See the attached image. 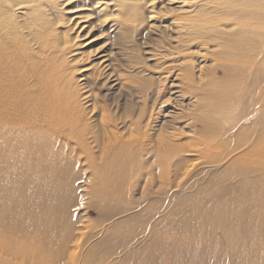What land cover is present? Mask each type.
Segmentation results:
<instances>
[{
  "label": "bare ground",
  "instance_id": "1",
  "mask_svg": "<svg viewBox=\"0 0 264 264\" xmlns=\"http://www.w3.org/2000/svg\"><path fill=\"white\" fill-rule=\"evenodd\" d=\"M145 1L0 0V264H264V0ZM95 28L115 66L77 83ZM139 50L166 59L143 111Z\"/></svg>",
  "mask_w": 264,
  "mask_h": 264
},
{
  "label": "rangeland",
  "instance_id": "2",
  "mask_svg": "<svg viewBox=\"0 0 264 264\" xmlns=\"http://www.w3.org/2000/svg\"><path fill=\"white\" fill-rule=\"evenodd\" d=\"M146 1H150V0H146ZM145 1V2H146ZM62 0H56V4H57V8L55 9L56 11H59L64 17H67L68 15H70V13H64L66 12V9L68 7H70V5H66L64 6V2H62ZM61 3V5H59ZM142 3V1H141ZM161 5L160 0H152L148 3H146V7L143 9V13L144 15L147 14L148 12H146V10L152 9L151 13H148L149 15H153V20L156 21V24L159 25L160 22H158L157 20L162 21V24L167 23L166 21L171 18L173 16L172 11L171 12H165L163 11V9H161V11L157 10L158 7ZM143 6V5H141ZM162 8H166V6H162ZM147 22L148 19L144 18L142 19V23L137 27V31L135 32V36L133 37L134 40H138L141 36V32L144 34L143 30L146 31L148 28L147 27ZM110 24V23H109ZM108 24V25H109ZM100 27V26H99ZM143 29V30H142ZM167 30V29H164ZM141 31V32H140ZM168 31V30H167ZM163 33V29L159 28V27H155V30H148L147 33L145 34L144 40L145 43L144 45H141L140 47H152L154 49L157 50H161L163 49L162 45L166 44V40H162V34ZM111 35V33L109 32H102L101 28H95L94 30L91 31V33L88 35L87 38L83 39V36H80V38H77V41L75 42V45L71 48V49H76L77 52L82 50L80 47V43L82 42H87L89 40H93L89 43V45L87 46V48L84 47L83 50H85V52L82 53V57L76 59L75 61H71V59L75 56V55H71L69 54L67 56V61L69 62V65L71 66L72 72L74 74V80H76L77 83H83L85 81V79H90L91 77H93L94 75H98L100 78H104L105 77V73L107 72L108 68L114 67L115 66V59H114V55L115 58L117 57V49H116V45L114 40L111 39V37H109ZM161 35V37H160ZM130 38H128V42H127V47L129 48V46L132 44L131 41H129ZM143 40V39H142ZM145 51V50H144ZM128 54L131 56V59L138 61V64L135 66L138 70H140V74H141V79L139 78V82L140 84H142V86L144 87V91H142V93L138 94V105L137 108L139 111H143V110H148L150 105L154 102L153 98H151L146 90L147 88L150 87L151 84L154 85L155 88L158 87V82H157V75L158 73H160L161 71L156 67V65L158 66V64L162 63L163 61H165L166 59H160L157 60L158 62H153L154 58H148L146 59L144 57V54L142 51L139 50L138 52H129ZM147 55H149V53H147ZM105 60L104 64L108 62H112V65H108V67H104L102 68L103 65H100V63H97L99 60ZM117 68H119L121 71H123L124 73L126 71H130L127 69H124L123 67L118 66ZM92 71L94 70L93 73L89 74L86 73L87 71ZM130 73V72H127ZM217 73V74H216ZM88 74V75H86ZM216 77L219 79H223L224 75L222 70L218 69L216 72ZM206 78H209L208 76H206ZM108 82V80L106 81ZM113 83V81H111ZM169 85V84H168ZM95 92V97L97 99V102L100 104H105L106 100L112 98V94L114 93H109L106 96H102L101 94L104 93L105 91H103V89H94ZM116 97V95L114 96ZM157 104V102L155 103V105ZM154 105V107H155ZM158 110V118H160V116H162L163 113H165L168 110H172L174 103L171 100H167V102L163 103V104H159L157 107H159ZM211 137L208 136H203L202 139H207L209 140ZM195 162V161H194ZM203 160H197L195 163V167L194 168H199L200 166H203ZM82 202H86V200H83ZM87 205V202H86ZM87 207V206H86ZM84 217H83V221H82V231L85 232L86 234L88 232H90V230L98 223V221L100 220L99 215L97 213V211L93 210L91 207H88V209H86L84 212Z\"/></svg>",
  "mask_w": 264,
  "mask_h": 264
}]
</instances>
